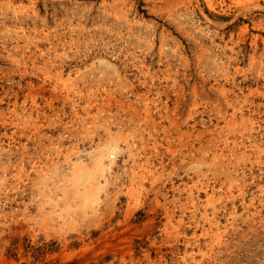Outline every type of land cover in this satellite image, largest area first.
Instances as JSON below:
<instances>
[{"label":"rangeland","instance_id":"rangeland-1","mask_svg":"<svg viewBox=\"0 0 264 264\" xmlns=\"http://www.w3.org/2000/svg\"><path fill=\"white\" fill-rule=\"evenodd\" d=\"M0 264H264V0H0Z\"/></svg>","mask_w":264,"mask_h":264}]
</instances>
